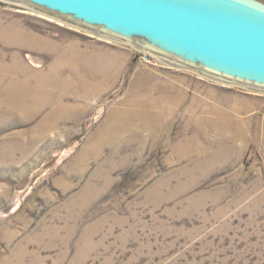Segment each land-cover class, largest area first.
<instances>
[{
  "label": "rangeland",
  "instance_id": "1",
  "mask_svg": "<svg viewBox=\"0 0 264 264\" xmlns=\"http://www.w3.org/2000/svg\"><path fill=\"white\" fill-rule=\"evenodd\" d=\"M1 65L0 264H264V92L6 0Z\"/></svg>",
  "mask_w": 264,
  "mask_h": 264
},
{
  "label": "water",
  "instance_id": "2",
  "mask_svg": "<svg viewBox=\"0 0 264 264\" xmlns=\"http://www.w3.org/2000/svg\"><path fill=\"white\" fill-rule=\"evenodd\" d=\"M6 1L129 43L172 66L264 92V0Z\"/></svg>",
  "mask_w": 264,
  "mask_h": 264
},
{
  "label": "bare ground",
  "instance_id": "3",
  "mask_svg": "<svg viewBox=\"0 0 264 264\" xmlns=\"http://www.w3.org/2000/svg\"><path fill=\"white\" fill-rule=\"evenodd\" d=\"M15 61H16V59H15ZM38 62L39 61L33 60V63H35V65H37V66L41 65ZM14 67L13 66H5V65H1L0 66V71H1L0 72V83H2L7 78V76H9V75H14V74L15 75H19V72H18L19 70L18 71H14V69H15ZM17 67H18V65H17ZM14 80H16V78ZM14 80H12L10 82H7L8 85H7V88H6L5 95L3 96L4 99H2V101H4L5 105L8 106V108H9V106H12L14 109H17L20 112V110H22V109L24 110V108H25L24 106L26 104H28V105L30 103L33 104V103L38 102L40 100V98L38 96V90H39L38 87L29 86V84H30L29 83V79H25V81H23V84L25 85L23 87L20 86V83L18 81H14ZM17 80H19V79H17ZM45 83L48 84V85L51 84L50 81H48V80ZM46 84H44V85H46ZM92 92H93L92 89L91 90L87 89L86 92H85V95L88 96V95L92 94ZM139 106H143L141 101H140V105ZM70 107H72V106H70ZM24 113H25V110H24ZM134 114H138L141 117L144 116L143 108L140 111H136ZM22 115H23V113H22ZM130 115H133V114L126 113V118H125L126 121L124 120L123 122H120V123L114 120L113 121L114 124L112 125V127L111 128L109 127L110 128V134L111 135L113 134V136L115 137L116 131H118L119 129H124L126 127H130V124H131V120L129 119ZM239 133L240 132L237 131V133H235L232 136L234 140H237V138H238L237 135Z\"/></svg>",
  "mask_w": 264,
  "mask_h": 264
}]
</instances>
